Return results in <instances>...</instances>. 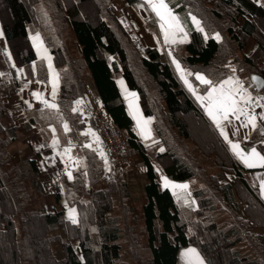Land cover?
I'll use <instances>...</instances> for the list:
<instances>
[{"label": "trees", "instance_id": "1", "mask_svg": "<svg viewBox=\"0 0 264 264\" xmlns=\"http://www.w3.org/2000/svg\"><path fill=\"white\" fill-rule=\"evenodd\" d=\"M43 1L54 11L53 20L71 31L76 42L75 56L54 40V26H47L40 14ZM125 1L132 4L137 0ZM165 1L188 28L189 40L178 44L175 52L187 72H204L215 84L229 76V66L264 78V24L260 25L264 23V0ZM89 3L94 7V23L89 22L84 10ZM189 14L200 20L206 35L188 22ZM0 27L17 65L35 60L30 34L42 35L60 71V108L72 107L74 100L84 98L89 78L102 110L126 136L123 154L130 159L137 155L146 168L142 187L146 199L142 205L144 246L139 235L126 226L136 258L144 257L146 252L148 264H177L179 251L195 246L206 264H264V202L242 176L226 144L183 86L171 61L155 48H145L142 55L109 0H0ZM214 33L220 35L219 40ZM14 40L22 42V46L18 47ZM252 40L255 48L249 52ZM137 68L155 83L165 106V120L177 138L190 140L197 148L182 157L177 141L164 139L165 150L156 155L162 172L169 179L187 181L196 177L199 158L213 155L219 171L207 177L208 184L229 206L233 214L229 222L218 224L215 203L202 189L189 187L196 201L197 219L190 223L193 233H187L188 224L182 220L174 194L160 187L161 173L134 131L116 83V74L125 79L129 89L137 92L140 107L148 117ZM1 90L0 83V93ZM2 104L0 94V107ZM188 115L201 122L219 150L202 148L191 134ZM79 116L74 113L72 119ZM2 134L0 123V264H119L122 232L112 210L115 192L127 194L126 183L111 179L106 186L87 191L77 202L76 224L66 220L62 210L44 214L30 210L25 182L40 174L37 157L29 153V143L25 150L15 152L11 149L14 137L6 140ZM196 152L202 157H196ZM104 179L101 181L105 183ZM245 242L249 247L246 252L238 249Z\"/></svg>", "mask_w": 264, "mask_h": 264}, {"label": "crops", "instance_id": "2", "mask_svg": "<svg viewBox=\"0 0 264 264\" xmlns=\"http://www.w3.org/2000/svg\"><path fill=\"white\" fill-rule=\"evenodd\" d=\"M124 3L127 6L123 8L126 19L136 24L133 41L140 50L139 52L145 53L147 47L155 48L159 53L166 56L172 64L173 59L179 62L173 54V49L176 45L186 43L189 40L188 28L180 22L183 31L175 33L174 39L177 43H166L160 27L161 21L145 3V0H137L132 4H128L126 1ZM175 15L177 16V14ZM189 21H191L190 17ZM172 38L170 37V39ZM34 40L35 60L28 65H17L8 49L0 27V83L2 85L0 94L3 102L2 107H0V123L3 127L2 136L6 140H11L14 137L15 141L19 143L24 141L21 150L26 149L29 143L31 145L28 149L29 153L37 157L40 174L25 182L26 190L30 196L28 208L42 214L62 210L63 216L70 223L72 221L69 218V212L71 209H75V217L78 222L77 202L84 197L85 193L105 185L101 181L104 177L109 182L111 175L119 174L122 176L121 172L124 171L115 164L116 161H113L108 154L91 120L96 114H105L101 105L99 111L96 109L100 101L94 86L88 83V91L84 98L74 100L72 107L60 108L58 105L61 83L60 71L55 64L54 55L48 51L46 44L39 41L36 36H34ZM181 40L185 42H179ZM254 48L255 43L249 52L253 51ZM179 64L184 70L189 84L192 85L193 91H190L185 85L180 78L181 73L173 64L178 78L194 97L203 115L226 144L233 159L239 164L242 176L248 185L257 191L264 202V196L260 191L261 181L264 180V167L249 168L241 163L240 159L233 153L229 143L220 134L221 128L216 126L205 108L201 106V102L197 100V96L207 94L205 91L207 87L196 79V74L199 73L205 78L206 76L199 71L187 75L189 72L180 62ZM250 75L233 71L231 68L226 79L231 77L234 80H239L243 88L253 97L251 102L247 105L242 103L241 107L257 115L256 128L241 127V124L246 122V117L240 116V119L237 120L232 115L229 116L231 123L222 120L221 127L227 134L228 140L239 144L241 151L245 154L255 148L257 152L264 155V120L259 119V115L264 114V99H259L263 98V95L253 90L254 85L250 80ZM116 83L123 96L126 111L133 120L136 133H138L139 138H144V144L148 142L149 145L154 139V134L149 123H144L147 119L142 114L137 92H132L125 79L120 75L116 76ZM54 85L55 96H53ZM34 93L42 99H38ZM236 98L239 100V96ZM42 100L55 103L57 109H47ZM78 101L79 103H77ZM72 109H75L74 113L80 115L79 118L72 119L74 114ZM137 121L140 122L139 126ZM65 124L68 127L67 131L64 128ZM54 139L58 141L55 145H53ZM42 145L43 147H41ZM65 149L69 151L66 152ZM144 171L145 168L141 167L137 172L144 176ZM68 173H71L72 179L68 178Z\"/></svg>", "mask_w": 264, "mask_h": 264}, {"label": "rangeland", "instance_id": "3", "mask_svg": "<svg viewBox=\"0 0 264 264\" xmlns=\"http://www.w3.org/2000/svg\"><path fill=\"white\" fill-rule=\"evenodd\" d=\"M122 1L123 0H109V2L115 7V14L119 18V21L121 20L120 21L121 25L126 29V31L129 32L131 39L134 40L135 36L133 32L136 28V24L126 19L125 11L123 8L127 6L124 3L125 1L124 2ZM142 2L144 3V1ZM42 4L43 5L41 6L39 10H40V14L42 15L44 19L45 24L49 27L54 26L53 31L56 30L53 33L55 37L54 40L59 45L62 46L65 52H67L68 54L72 56H75L76 42L74 40V37L71 31L69 29H65V28L63 29L59 25L58 21H56L55 19L53 20L54 11L51 8H49L46 2L43 1ZM86 6H89V7L84 8L87 19L89 20V22L94 23L96 19L94 15V10H93L94 7L90 3L87 4ZM193 16L194 15L189 14L193 27L197 29L196 25L192 21ZM198 21L200 22V20ZM123 23H126V24H123ZM222 24L224 23L222 22ZM263 24H264L263 22L260 23V25H263ZM200 27H201V23H200ZM203 33L204 35H206L205 30H203ZM208 34L210 33L208 32ZM216 35L217 33L213 34V36H216ZM34 36H36V38L39 41H42V35L39 32L30 34L33 46L35 42ZM14 41L18 43V47L22 46V42L20 43L19 40H14ZM254 43L256 42L252 40L251 45L249 47L250 48L253 47ZM177 49H178V45H176L173 49L174 55ZM48 51L50 52L49 48H48ZM141 54L145 55L144 52L143 53L141 52ZM229 68L231 69L230 66ZM137 73H138V78H139L141 87L145 93V96H144L146 100L145 108L148 109V111L150 112V115L148 117L144 115L143 111H142V114L146 117L147 121L149 122V125L152 128L153 134H154V139L151 140L152 142L149 145H148V142L144 144L143 137H140V140L143 142L144 145H146L145 146L146 152L148 153L156 169L161 173L160 180H159L160 187L165 188L164 186L165 179L168 181L169 186L167 188H169L174 194V197L178 204L180 214L182 216V220L188 224L187 233L188 234L193 233V229L191 228L190 223L191 221L193 220L196 221L197 219L196 215L194 214V210L196 208V201L194 197L192 196V193H190L191 188L192 190L202 189V191H204V195L209 196L210 201L215 203L216 206H215L214 215L218 220V224L222 225L226 222H229L230 220H232V216H233V214H231V210L229 209V206L226 205L222 201L221 197L219 196V193L216 192L213 187L209 186L211 184H208L207 177L210 176V174H217L219 171L218 167L215 166L218 163L215 161V157L213 155H211L212 157L208 155H206L205 157H202L198 155V152L195 153L196 157L198 158L202 157V158H199V160L197 161L196 177L190 180H187V181L172 180V179L167 178L162 172L163 171L162 167L156 161V155L165 150L166 146L164 143V139L166 141H168L169 139L176 140L177 144L180 147V148L176 147L178 150V154L181 155L182 157L187 156L188 152L195 151V149L197 150V148H195V146L190 140L181 141L179 138H177V136L175 135L174 129L170 127L167 121L165 120V116H164L165 106H164L163 101L159 97L158 89L155 83L141 69L137 68ZM202 73L205 75L204 72ZM117 75L118 74H116V76ZM86 82H87L86 83V92H87L88 83H91L90 79L89 78L86 79ZM253 90L255 92L262 94L264 98V87L261 90L257 91L254 86ZM100 105H101L100 102H98L96 106V109L98 111L100 110ZM102 118L110 119L106 114L104 115L96 114L94 115V118H93L95 125H96L98 136L101 141L102 139L99 135L97 127L98 125L100 127V124H102V120H101ZM186 121L190 125L192 136L198 140L202 148L204 149L207 148L209 150L215 147L216 150H219V147L215 144L214 140H212L211 136L208 134L204 126L201 124V122L197 118L193 117L192 115L190 116L188 115L186 116ZM133 129L136 132L134 124H133ZM118 131L120 132V137H119L120 140L125 141V145H126V136L121 130H118ZM157 134L159 136H157ZM23 142L24 141H22V143H19L17 141H14L12 143L11 149L14 150L15 152H16V149H23V146H24ZM103 145L105 146L104 143ZM161 149H163V151H161ZM123 151L124 150L122 149L118 151L116 155H112V156L110 154L113 161L116 160V162L120 164L119 165L120 169L124 171V172H121L122 176H120L119 174H113L111 175L110 179H115L116 181H124L126 183V190H127L126 191L127 194H124V195H122L120 192H115L114 194L115 206H114V209L112 210L113 216L114 215L117 216L119 220V227L122 232L121 233L122 238L118 241L121 245V251H120L121 260L119 264H148L147 262L148 256L146 252L143 253L144 257L141 256L140 259L135 257V250L131 247L130 240L128 239V230L126 229V226L131 227L133 229L134 234L139 235L141 245L143 246L145 245L146 238H145V233L143 231L142 205L145 203L146 199L143 195L142 187L146 179H145V176L137 172L139 168L141 167L145 168V167L142 164H140L139 157L137 155H134L130 159L123 154L124 153ZM145 171H146V168H145ZM145 171H144V175H145ZM103 181H105V179ZM107 184H108V181L105 182L104 186H106ZM182 185H187V187L186 188L181 187ZM76 242L77 241L75 240L74 245L76 244ZM190 248L195 249L200 259H202L204 261V264H206L205 259L202 257L197 247L195 246H190L188 248H185L186 250L181 249L178 253L177 264H194L195 258L191 255H185L187 250ZM238 249H241L242 251L246 252L249 250V247L246 246V242H245L244 244L240 245Z\"/></svg>", "mask_w": 264, "mask_h": 264}, {"label": "snow or ice", "instance_id": "4", "mask_svg": "<svg viewBox=\"0 0 264 264\" xmlns=\"http://www.w3.org/2000/svg\"><path fill=\"white\" fill-rule=\"evenodd\" d=\"M145 3L151 8V10L156 14V16L161 21L160 27L164 33V39L166 43H177L174 39L175 33L177 31L182 32L183 28L180 25L179 18L173 13V11L169 8L168 4L165 0H145ZM193 23L196 25L197 30L203 31L200 27V22L196 19L195 16L192 17ZM170 37H173L170 39ZM217 40L220 39L219 34L215 37ZM207 39V37H205ZM181 43L185 42L184 40L179 41ZM171 55V53H169ZM173 64L176 65V69L181 73V79L184 81L185 85L188 86L190 91H193L192 85L189 84L188 80L185 77L184 70L181 69L179 62L173 59ZM51 67V65H49ZM22 71V70H21ZM235 71V69H233ZM187 75H192V73H187ZM196 79L200 81L201 84L208 86L205 91V96H197V100L201 102V106L205 108L208 116L212 119V121L216 124L218 128H221V135L224 137L225 141H227L233 151V153L244 163L246 167L255 168V167H264V155H261L260 152H257L255 148H252L250 152L245 154L241 151L240 145L237 143H232L228 140L227 134L223 131L221 127V121H229V116H235L237 120L240 119V116L246 117V122L241 124V127H249L251 126L253 129L256 128V119L257 115L247 111L244 107H241V104L247 105L249 102L253 100V97L247 92L246 89L240 84L239 80H234L229 77L228 79L216 85L213 81L206 79L203 75L197 73ZM255 81L258 78L252 77ZM195 94V93H194ZM38 99H42L39 97ZM53 96H55V85L53 88ZM239 96V100L236 98ZM264 99V98H259ZM43 104L47 109L56 110L57 105L55 103H49L47 100H42ZM206 102V103H205ZM79 103V101L77 102ZM258 103V101H257ZM75 111V109H73ZM260 120H264V114L259 115ZM145 124L149 123L148 121H144ZM231 123V121H229ZM139 126L140 122L137 121ZM65 130H68L67 125H64ZM54 131V130H53ZM235 135V133H233ZM147 138V137H145ZM58 143L55 139L53 140V145ZM43 147V145L41 146ZM65 151H69L65 149ZM163 151V149H161ZM68 178L72 179L71 173H68ZM165 187H168V181L165 179ZM181 187H187V185H182ZM260 191L262 196H264V180L261 181ZM69 218L72 223H77L75 217V209H71L69 212ZM185 255H191L195 258L194 264H204V261L200 259L199 255L196 253L195 249H188Z\"/></svg>", "mask_w": 264, "mask_h": 264}, {"label": "built area", "instance_id": "5", "mask_svg": "<svg viewBox=\"0 0 264 264\" xmlns=\"http://www.w3.org/2000/svg\"><path fill=\"white\" fill-rule=\"evenodd\" d=\"M102 124H100V127L98 125V132L99 135L105 144L109 154L116 155V153L122 149H124L127 146V141L125 145V141L120 140V130L110 119H104L102 118ZM98 124V123H97ZM105 136H104V134ZM111 143V144H110Z\"/></svg>", "mask_w": 264, "mask_h": 264}, {"label": "water", "instance_id": "6", "mask_svg": "<svg viewBox=\"0 0 264 264\" xmlns=\"http://www.w3.org/2000/svg\"><path fill=\"white\" fill-rule=\"evenodd\" d=\"M252 77H257L258 79L254 81L252 79ZM250 80L253 83V85L255 86L257 91L261 90L264 87V78L261 77L260 75L253 73L250 75Z\"/></svg>", "mask_w": 264, "mask_h": 264}]
</instances>
